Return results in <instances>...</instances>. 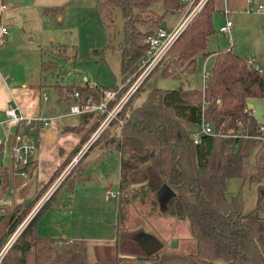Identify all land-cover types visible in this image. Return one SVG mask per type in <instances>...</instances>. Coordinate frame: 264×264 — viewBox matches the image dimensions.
<instances>
[{"label":"trees","instance_id":"obj_1","mask_svg":"<svg viewBox=\"0 0 264 264\" xmlns=\"http://www.w3.org/2000/svg\"><path fill=\"white\" fill-rule=\"evenodd\" d=\"M158 1H162L165 12L184 8L179 0H97L105 21L112 20L116 7L123 12L124 34L117 48L122 57L124 87L117 98L139 72V62L147 49L146 37L165 20V12L154 8ZM217 8V0H207L156 69L166 76L196 73L197 58L209 53L208 40L216 32L213 13ZM42 68L47 84L55 78L53 83L60 91L78 90L81 100L101 97L97 87L77 85L74 81L62 86L60 80L67 68L57 56L45 59ZM141 89L129 97L119 112L124 120L120 136L111 132L117 122L114 120L97 140L103 148L120 153L121 202H139L147 215H186L194 246L187 253L159 250L143 257L118 256L117 264H144L145 260L157 264H264V216L260 214L264 197V183H260L264 178V142L257 138L258 121L247 107L250 98H264V73L229 47L217 52L203 88L187 87L182 81L176 88H154L142 103L135 104ZM103 116L85 113L78 124L62 128L81 133L80 142L40 192L77 153ZM203 116L213 132L201 133L195 143L191 131L200 125ZM81 173L80 168L70 182ZM0 178L1 195L12 178L7 166L0 167ZM230 178L242 179L238 192L231 198L227 195ZM246 181L257 184L256 203L248 212L243 210L242 186ZM55 193L8 247V239L25 220L40 193L27 207L23 202L0 206V252L6 247L0 264H95L88 258L85 240L38 234V221Z\"/></svg>","mask_w":264,"mask_h":264},{"label":"rangeland","instance_id":"obj_2","mask_svg":"<svg viewBox=\"0 0 264 264\" xmlns=\"http://www.w3.org/2000/svg\"><path fill=\"white\" fill-rule=\"evenodd\" d=\"M154 8L158 12H165L162 1L156 2ZM249 15L251 14L245 13V11H236L232 14L234 23V29L232 31V49L234 52L241 51L244 53L243 56L245 58H247L245 53L250 51L251 42L254 40V37L252 36V28L247 30L244 26L247 16ZM177 16H179V12L177 11L165 12L166 22L168 18L170 24L176 20ZM177 23L173 26H168L167 28L171 29ZM216 24L215 26L217 27L218 20ZM98 28L100 29L99 26ZM6 33L3 34L5 35ZM96 34L95 39L90 38L89 40H81L76 60L74 58L70 61L63 59L62 62L66 63L67 70L72 72V74L75 71V67L79 76H82L81 78H84L85 75H88V80L99 77L101 78L102 84L113 87L116 85L117 80L114 77L111 68L102 60V58L96 55V52H94L101 43H104L106 39L105 30H99ZM227 37L225 35L220 36L217 34L213 37L211 36L208 41L209 48L225 49V47L228 46L229 37ZM22 42H26V39L18 34L16 38L7 40V45H0V57L3 59L4 71L9 73L10 78L15 79L16 81L25 80L28 76L29 78L32 77L34 74V66L36 65L35 59L38 55L36 49H32L30 45L21 46L20 44H22ZM20 52H22L21 57L18 56ZM28 57H34V59L28 60ZM29 65L31 70L27 69ZM202 65L203 59L200 58L198 60L199 69H201L200 67ZM211 66L212 65L210 64L208 69H210ZM200 77L201 71L179 77L163 75L161 69H156L146 78L145 82H142L139 87V89L141 87L142 89L135 98V104L142 103L147 98L149 92L154 88H176L182 83V81H184V84L187 87H198L201 83ZM61 80L60 84L62 86H65L67 80L69 82L71 81L69 78L65 80L64 76ZM47 83H49L48 79ZM53 86L56 87L55 85ZM52 93H56L49 92V95L53 100L55 95ZM253 105L256 109L255 117L257 121L264 123V101L260 99L256 100ZM67 120L78 122L79 116H72L67 118ZM113 124L114 121L112 125ZM4 125L6 126V124ZM3 130L4 128L2 127L0 137H3ZM39 131H41V129ZM111 132L114 136L119 137L120 125H113ZM86 141L85 144L87 143ZM94 141L91 145L94 144L95 147L82 158L81 162H79V160L84 154L83 151L85 144H83L77 153L62 166L58 174L51 179V182L45 190L41 192L39 191L40 195L38 196V193L36 195L38 197H34L36 200L31 207L29 214L14 232L15 236L13 237L12 234L8 239L7 244L12 237V240H14L18 233L24 228L34 211L38 210V208L56 191L55 196L50 200L49 207L44 210L38 221V234L42 236H64L72 239L85 240L86 242H89L88 253L90 258L94 256L93 248L97 245L92 244L91 242L114 241L121 252L124 251V249L133 250L135 244L137 246V241L132 239L133 242H131V238L138 237L141 234L146 233L145 231L147 230H153V232H156L159 236H167L168 239H173V247L177 245H175V243L177 242V239L181 237L183 244L180 246L178 252L187 253L191 250L194 246V238L191 234L189 219L186 215H147L145 214V206L139 202L132 204L121 202L120 195H116L109 199L105 198L106 191L117 192L119 189L120 160L116 155V153H118L116 149H105L102 147L103 149L100 150V141L97 139ZM1 155L2 153H0V165L5 162V165H8V168L11 171L12 159L8 155L3 159ZM80 168L82 174L75 180V182L71 183L70 181L76 175V171H79ZM44 173L45 169L40 167L32 185V190L38 189L44 178ZM25 180H28V178H25ZM260 183H264V178ZM241 185L242 183L236 188L233 179L230 178L227 181L228 197H233L238 192ZM242 187V192L245 197L243 210L244 212H248L256 203L257 184H250L246 181L243 183ZM17 196L13 185L8 183L4 192L1 193L0 206L13 204L16 202ZM67 200L71 203L64 205V202ZM261 204L263 208L261 209L260 214L264 216V197L262 198ZM159 233H161V235ZM161 239L163 240L164 238ZM163 241L164 245L161 248V251L169 252L167 249L170 245L167 243L169 241ZM103 249L104 247L99 244L95 252L100 254V251H103ZM5 251L6 249L2 254L0 252V255H3Z\"/></svg>","mask_w":264,"mask_h":264},{"label":"crops","instance_id":"obj_3","mask_svg":"<svg viewBox=\"0 0 264 264\" xmlns=\"http://www.w3.org/2000/svg\"><path fill=\"white\" fill-rule=\"evenodd\" d=\"M252 1L254 4H257L258 2L264 3V0ZM217 2L218 8L213 13V19L215 22L214 25L218 20L217 27L219 28V26L223 24L224 20L223 7L225 0H217ZM226 2L232 9V14L236 11H245L246 0H226ZM184 10L185 7L176 10L179 12V16H177L176 20L171 24L168 22V18L167 22L165 19L164 21L166 22V27L173 26L177 23V21H179L182 17ZM245 13H250L251 15L247 16L244 26L247 30L252 28V36L254 37V40L251 42L250 51L245 53V55L252 65L264 73V12H256L252 10L249 12L245 11ZM3 26H6L8 30L5 35L2 33ZM123 26L124 19L121 8L116 7L114 9L112 20L108 22L103 20L101 17V13L97 6V0H0V38H4V42L0 43V45H7V40H12L19 34L26 39V42H22L20 45H30V47L32 49H36V53H38L35 59L36 65L34 66V74L31 78L28 76L22 81H16L15 79L10 78L9 73L4 71L3 59L0 57V132L2 127L5 128V123L3 121L6 116L5 110L9 103L17 104L19 110L25 115L41 114L55 118L59 115L68 113L69 106L74 102L73 92H66V90L60 91L59 88L54 87L53 82L55 78H53L50 82L51 84L48 85L47 77H45L47 74L45 75L43 71L42 62L52 56H57L58 60L61 62L63 59L70 61L74 58L76 60L81 40H89L90 38L95 39V35H97L96 33H98L99 30H105L106 39L104 43H101V45L98 46L94 52H96V55L102 58V60L111 68L112 73L117 80L116 85L113 87L106 86L102 84L101 78L99 77L88 80V75H85L84 78H81L82 76H79L74 66V73L72 74L71 72V74L66 77L64 75V78L65 80L69 78V80L74 81L77 85H88L92 88H95L93 83H96L98 85L97 88L99 89L117 88L121 85L122 57L117 45L123 38ZM217 27L215 26L216 32L212 35V37L215 34L220 36L225 35L227 37L226 34L219 32ZM233 29L234 23L232 31ZM229 46L230 40H228V46L225 47V49L209 48L208 44L207 51L209 53L198 56V60L200 58L203 59V65L200 67L201 69H199V67L197 68V72L201 71V83L197 88L204 87L205 74L210 71V69H208L209 65L213 64L217 52L220 50H226ZM236 52L242 56L244 55L241 51ZM21 55L22 52L18 54L19 57H21ZM31 59H34V57H28V60ZM27 69L31 70L30 65ZM66 82L69 81L67 80ZM43 92H46L48 95L46 99L43 98ZM49 92H55L57 94L52 93L55 95L53 100L51 99ZM259 99L264 101V98L249 99V102L252 103L251 108L254 110V116L256 114V109L253 103ZM72 116H79L78 122L67 120V118ZM80 116L81 115L63 116L59 119H53L47 127L41 126L36 128V132L40 135V141L33 157L29 176L26 177L28 180H25V177L15 173L16 168L14 167L10 152L8 151L5 153L0 147V153H2L1 156L3 159L6 155L10 156L12 159V178L9 183L13 185L15 193L18 195L15 203H24L26 198H34L42 187L49 181L53 172L65 161L68 154L78 145L81 139V133L62 128L78 124ZM40 129L41 131H39ZM99 146L100 150L103 149L101 145ZM94 147L95 146L88 148L84 153L85 156ZM117 152L118 153H116V155L120 160V153L119 151ZM2 166L8 167V165H5V162L1 163L0 167ZM40 167L45 169L44 178L37 189L38 191L36 189L32 190V185ZM78 177H75V180ZM231 179H233L236 188H238L242 183L241 178ZM69 203L71 202L69 201ZM145 232L158 238L160 237L159 239L164 238L163 240H166V242L169 241L167 242L170 244L169 248H167L169 252H178L180 246L183 244L181 237L177 239V242L175 243V245H177L173 247V239H168L167 236L163 237L161 233H159L162 236L161 237L156 232H153V230H147ZM132 239L137 241V237L131 238V242H133ZM163 240L162 242L164 244ZM91 243L97 245L93 248L94 256L90 258L88 253V258L95 264H117L116 259L118 256L135 258V256H145L146 254L141 245L138 244V241L136 242L137 246L135 244L133 250L124 249L122 252L119 251L114 241ZM99 244L103 246L104 249L103 251H100V254H97L95 250ZM88 246L89 242H87V248ZM144 264H157V262L153 260H145Z\"/></svg>","mask_w":264,"mask_h":264},{"label":"built area","instance_id":"obj_4","mask_svg":"<svg viewBox=\"0 0 264 264\" xmlns=\"http://www.w3.org/2000/svg\"><path fill=\"white\" fill-rule=\"evenodd\" d=\"M179 1L182 2L185 7L182 17L173 28L168 29L167 27L162 28L160 26L146 37L145 43L147 44V49L145 55L139 62V72L119 98H117V95L118 92L124 87L123 83L117 88H100L101 97L99 99H93L92 97H89L81 100V94L78 90H76L73 92L74 102L69 106L68 113L59 115L55 118L41 114L25 115L19 110L17 104H8L5 110L6 116L3 121L6 126L4 128L3 137H0V147L5 153L8 151L10 152L14 167L16 168L15 173L25 178L29 176L33 157L40 141V135L36 132V128L41 126H49L53 119H59L67 115H82L89 112L104 114L103 118L100 119L97 128L94 130L89 139H87V143H84L85 148L83 153L86 152L94 140L99 138L101 133L106 128L112 126L114 120H117V125L123 124L124 120L119 117V112L124 104L127 102L129 97L139 89L142 82H144L145 79L163 62L172 44L207 2V0ZM252 10L256 12H264V3L258 2L257 4H254L252 0H246L245 11L249 12ZM223 14V24L219 26L218 31L226 34L229 37V47H231L233 18L232 9L228 6L226 0L224 2ZM6 32L7 28L3 26L2 33ZM3 42L4 38H0V43ZM70 74V71H66L65 77ZM207 75L208 73L205 74L204 81H206ZM93 86L97 87L98 85L93 83ZM47 96V93L43 92V98L46 99ZM112 101L115 102L112 103ZM249 109L252 113H254L253 108L249 107ZM13 126H17V129L13 130ZM257 127V138L264 142V123L258 121ZM211 132H213L212 126L203 116L200 125L191 131V138L195 143H198L201 133ZM116 195H119V191L114 192L108 190L106 191L105 198L109 199L111 197H115ZM38 210L34 211L29 220L36 214ZM14 236L15 234H13V237ZM12 239L8 242L6 247H8V245L13 241ZM6 247L3 249V251L6 249Z\"/></svg>","mask_w":264,"mask_h":264},{"label":"water","instance_id":"obj_5","mask_svg":"<svg viewBox=\"0 0 264 264\" xmlns=\"http://www.w3.org/2000/svg\"><path fill=\"white\" fill-rule=\"evenodd\" d=\"M161 27L162 28L166 27V22L165 21H163L161 23ZM247 107L251 108L252 107V103L248 102L247 103ZM263 116H264V113H263ZM12 129L16 130L17 126H13ZM1 183H2V179L0 178V186H1ZM30 203H31V199L30 198H26L24 200V205L26 207L29 206ZM68 203H69V200L65 201L64 205H67ZM137 241L139 242L141 247L144 249V251L146 253H149V254H153V253L159 251L164 245L161 239H159L158 237H156V236H154V235H152L150 233L141 234L140 236L137 237Z\"/></svg>","mask_w":264,"mask_h":264}]
</instances>
